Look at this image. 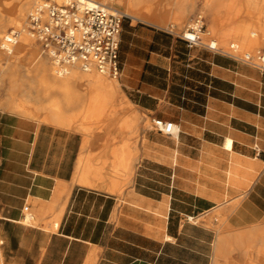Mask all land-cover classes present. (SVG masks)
<instances>
[{"label":"crops","instance_id":"0c3cea01","mask_svg":"<svg viewBox=\"0 0 264 264\" xmlns=\"http://www.w3.org/2000/svg\"><path fill=\"white\" fill-rule=\"evenodd\" d=\"M235 6L231 22L221 9V38L258 40L248 31L259 13L264 27V1ZM237 23L243 38L227 29ZM119 61L112 127L86 132V98L66 107L83 111L71 126L0 111L1 264H264V74L130 22ZM153 118L178 134L138 141L136 122ZM216 209L223 225L197 222Z\"/></svg>","mask_w":264,"mask_h":264},{"label":"bare ground","instance_id":"6f19581e","mask_svg":"<svg viewBox=\"0 0 264 264\" xmlns=\"http://www.w3.org/2000/svg\"><path fill=\"white\" fill-rule=\"evenodd\" d=\"M91 1L99 2L103 5L108 6L107 4L98 0H91ZM116 1L117 3H121L124 5L123 6L124 9L121 13L133 18L134 20L142 21L153 26L163 27L167 25L170 19L167 15H161V16L157 15L152 10V7L148 4L151 1H157V0H116ZM159 1H162L164 3V8H166L167 10L169 8L174 9V14L172 15V19L174 21L180 22L186 15H188L192 11L194 4L196 3L197 0H159ZM215 2L216 0H207L205 2L206 10H209V12L210 10L214 11L213 9ZM36 3L37 0H19L18 4L10 8V0H5L3 6L6 5L8 7L9 11L7 14L4 12L3 9H1L2 6H0V29L1 30L5 29L7 24H12L16 26L15 29H11L7 33V35H5L4 40L1 42L0 45L1 50L6 56H11L13 52H15V56H17V58L18 57L24 58L25 56L27 57L24 59V63L21 60L18 61L17 63H14L13 61L8 62L9 71L7 72V74L9 75L10 81L12 82L11 83L12 89L14 90L15 88H17V84L22 79L21 83L24 84L26 83L27 84L26 88L28 90L26 92H23V95L29 102L34 101L35 99H38L40 97L39 94H36L34 91H32L33 85L39 82H42L43 84L44 83L51 84L56 89L61 90L60 91L61 102H54L50 106L42 109L43 111L47 112L45 119L59 126H71L73 125V122L77 121L75 120L76 118L75 116L73 118L67 116L59 104L62 103V106L66 108L75 103H79L83 97L86 98V100L88 101V106L86 107L85 110L86 121L103 123L106 120L112 118L115 115V112L117 111V107L115 106V98L117 97V94L119 92L118 79L110 78L106 75L97 72L96 70L95 71L97 73L84 74L79 67H70L62 70L57 69L56 66L53 64V62L51 61L50 57H48L47 55H43L42 52L39 49H37L36 47L37 43L32 37L27 26L28 16L34 8V7L32 8L31 6ZM27 14H28L27 19L24 22V24H22L21 22L25 19V16ZM193 27H195V24ZM242 27L243 26H234L232 28V31L236 34L242 33L244 32V28ZM256 32L258 31H254V29L248 31V33L251 34H256ZM262 32L264 33V29ZM16 33L17 35L14 36ZM187 34L190 33L187 32ZM210 47L213 48L214 50L218 49V47L219 48L222 47L223 49L225 48L227 52H232L234 55H236L239 58L241 55H243L244 58L245 55L251 54V51H248L249 49L247 50L243 46L233 47L230 42L223 40L221 37H219L218 40H212ZM17 67L20 68L28 67L31 70V76L25 75L21 77V79H15L14 69ZM79 70L82 71V73H80ZM2 81L3 78H0V83ZM73 85H76L78 87L84 85L85 88L83 89V92L80 91L78 94H76L71 89ZM4 108L27 116L38 117L37 114L33 113L30 109L25 108L21 103H17V104L8 103L7 105H4ZM238 203L239 202H237L236 204ZM31 220H34V216L32 214L27 213L25 218V223L28 224L31 222ZM57 226H58V221L56 220V222L53 224V228ZM238 239L240 238L238 237ZM239 241L241 242V240ZM246 253H249V250H247ZM0 257H1V253H0Z\"/></svg>","mask_w":264,"mask_h":264},{"label":"built area","instance_id":"2783aa9c","mask_svg":"<svg viewBox=\"0 0 264 264\" xmlns=\"http://www.w3.org/2000/svg\"><path fill=\"white\" fill-rule=\"evenodd\" d=\"M126 20L131 17L91 0H38L28 16L27 26L42 54L50 57L57 69L79 67L83 72L96 70L119 79L120 36ZM198 23L182 35H176L189 48L204 46L203 25ZM173 30L174 27L169 26L162 31L175 35ZM208 49L217 52L211 47ZM239 60L264 74V49L255 56L246 55ZM150 124L152 130L167 136L179 132L172 121L153 118Z\"/></svg>","mask_w":264,"mask_h":264},{"label":"rangeland","instance_id":"374dc122","mask_svg":"<svg viewBox=\"0 0 264 264\" xmlns=\"http://www.w3.org/2000/svg\"><path fill=\"white\" fill-rule=\"evenodd\" d=\"M98 1H101V2L107 4L110 7H113L114 9H116L120 12H122L124 9V7H123L124 5L121 3H117L116 0H98ZM206 1L207 0H197L196 3L194 4L192 11L188 15H186L180 22L174 21L172 19V15L174 14L173 8H169L167 10L166 8H164V3L162 1H159V0L151 1L148 4L152 7V10L157 15H159V16L167 15L170 18L167 25L163 26V27L153 26V25H150V24L142 22V21L134 20L133 18H131V20H126L125 22H130L133 25H138V26L152 27V28L158 29V30H163V29L168 28L169 26H173L174 27L173 31H174L175 35H182V33L184 31H186L187 28L193 27L194 24H196V22H199L198 23L199 26L203 25L202 34H201L202 43L204 44V46L206 48H209L212 40H218L219 37H221L222 32L220 31L219 28L225 22V20L222 17L221 9L222 8L226 9L227 17H225V18L228 22L236 20L240 16V14L242 13V10L240 7L235 6L236 0H228V3H226L225 0H216V2L214 3L215 4L214 9H213L214 11L210 10V12H209V10H206V4H205ZM251 1L255 2L257 0H251ZM4 3H5V0H0V6H2L1 9H3L4 12L7 14L9 10H8V7L6 5L3 6ZM18 3H19V0H10V8L14 7V5H16ZM34 5L35 4H33L31 7L33 8ZM27 16H28V14L25 16V19L21 22L22 24H24V22L26 21ZM261 18H263V16H261L260 13L258 15L251 17V20L253 21V24H254L252 28L254 29V31H258V32H256V34H252L251 36L248 35L249 37L256 38L258 40H256V41H240V40H237V41L230 42L231 45L233 47L243 46L245 49H247V50L249 49L248 51H251V54H250L251 56H255L257 52L264 49V33L262 32L264 27H262L259 24ZM211 24H214V25L211 26ZM234 26H243V25L238 24V23L232 24L227 29L231 28V30H232V28ZM15 28H16V26H14L12 24H7L5 29H2V30L0 29V45H1V42L4 40L5 35H7V33L11 29H15ZM233 37L239 39V38H243L244 35L242 33H237V34L234 33ZM259 39H261V40H259ZM36 47H37V49L40 50L38 45H36ZM216 51L232 56L237 64H241V65L244 64V62L242 63V60H239L240 58H243V55H241L239 58L236 55H234L232 52H227L225 50V48L223 49L222 47L221 48L218 47V49H216ZM25 58H27V57L25 56L24 58H19V57L17 58V56H15V52H13V54L11 56H6L0 48V78H3V81L0 83V111L11 112V111L5 109L4 105H7L8 103H11V104L12 103H16V104L21 103V104H23V106L25 108L30 109L33 113H35L37 115L44 114L46 116L47 112L43 111L42 109L50 106L54 102H61V96H60V100H58L57 95L54 94L55 92H60L61 90L56 89L51 84H45V83L43 84L42 82H39V83L33 85L32 91H34L36 94H39L40 97L38 99H35L34 101H30V102L27 101V99L23 95V92L28 91L26 88L27 84L21 83V80H22L21 77H23L25 75L31 76V70L28 67H24V68L17 67L14 69L15 79H21V80L20 81L18 80L19 83L17 84V88H15L13 90L11 87L12 82L10 81V77L7 74V72L9 71L8 62L13 61L14 63H17L18 61L21 60L24 63ZM70 70H72V69H70ZM80 73H82V71H80ZM83 73L84 74H94L97 72L95 70H92L90 72H83ZM118 82H119V80H118ZM74 87H78V86L73 85L71 87V89L76 94H78L80 91L83 92V90H79V91L74 90ZM59 105L63 109L64 113H66L67 109L62 106V103ZM12 113H14V112L12 111ZM82 113H83V111L79 112V115L78 114L75 115V117H76L75 120H77ZM126 114L128 115L129 113L127 112ZM121 118H122V115H120L118 113L113 119H111L110 121L103 122V123H101V122L97 123V122H93V121H91V122H88V121L85 122L84 121L86 124V127H85L87 130L86 132L94 133L100 129L102 131L104 128L111 126L112 123L114 124V123L118 122ZM112 126H114V125H112ZM146 129H151L150 119H146L145 122H140V120H138L136 122V128H135V132L133 134L134 137H136V139L139 141L140 140V138H139L140 131L146 130ZM225 188H228V186H226ZM233 198H234V196H230V195L226 196L223 199V201L221 202V203H223V202H226V203H224L218 209H220L221 207H223L224 205H226L228 203H231V201L234 200ZM218 209H216L212 213V215L217 214L215 212L219 213L218 215L215 216V218L212 219V222H208L206 220L207 217H205L204 219L198 218L197 222L199 224H203L207 228H211L213 221L217 220V225L220 227L221 225H223L225 223L226 218H225V215L222 214L221 210H218ZM232 209H233V207L230 204L229 210H232ZM27 213H31V211H29V210L25 211V214H27ZM200 218H202V217H200ZM194 221L195 220H193L192 222H194ZM28 224H30L32 226L37 225V224H35V220H31V222ZM0 264H1V262H0Z\"/></svg>","mask_w":264,"mask_h":264}]
</instances>
